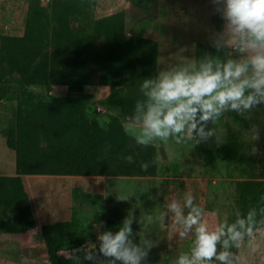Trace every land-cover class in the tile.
I'll use <instances>...</instances> for the list:
<instances>
[{
    "label": "rangeland",
    "instance_id": "1",
    "mask_svg": "<svg viewBox=\"0 0 264 264\" xmlns=\"http://www.w3.org/2000/svg\"><path fill=\"white\" fill-rule=\"evenodd\" d=\"M139 1L140 6L132 0H97L93 10L95 18L118 14L117 28L126 37L127 82L133 80L135 85L155 76L160 68L198 61V51L211 45V34L220 31L224 23L211 0ZM27 2L0 0V34H23ZM40 2L46 7L50 0ZM104 75L102 68L92 75L91 84L105 86L108 91L109 86L102 84ZM67 92V86L56 85L50 93ZM84 98L101 124L110 115H117L127 127L129 116L111 105L108 95L84 92ZM15 105L11 99L0 102V130L10 126ZM252 124L259 126L257 140L246 132ZM209 127L216 129L215 138L200 144L191 140L177 144L170 138L167 143L155 141L145 147L136 144L129 134L142 162L150 164L144 176L7 175L0 181V264H50L40 227L68 216L69 207L64 208L63 203L74 186L100 193L105 201L109 196H128L122 201L138 210V236H147L154 244L143 264H175L181 253L189 251L194 236L190 233L181 238L171 214L163 223L159 220L171 199L182 200L190 192L194 202L204 209L210 226L223 222L225 217L231 223L236 182L264 180V105L245 116L227 112ZM229 142L238 143L239 152L234 159L221 160L216 150ZM101 216L99 223L91 225L94 235L84 246L96 243L97 235L103 232L106 207ZM257 227L256 253L247 247V241L240 249H232L241 264H264V226ZM82 264L92 262L82 259Z\"/></svg>",
    "mask_w": 264,
    "mask_h": 264
},
{
    "label": "trees",
    "instance_id": "2",
    "mask_svg": "<svg viewBox=\"0 0 264 264\" xmlns=\"http://www.w3.org/2000/svg\"><path fill=\"white\" fill-rule=\"evenodd\" d=\"M132 2L140 6L139 0ZM96 5L97 0H50L45 7L40 0H28L23 34H0V102L11 99L16 103L10 126L0 134L15 152L17 175L146 174L119 116L110 115L101 124L84 98L92 75L102 68V84L109 86L108 100L121 113L130 116L141 98L140 85H124L126 37L117 28L118 14L95 18ZM206 53L217 54L211 45L204 46L198 59ZM56 85L67 86L68 92L51 94ZM216 152L221 160L234 159L239 145L229 142ZM127 155L133 157V163L121 158ZM262 195L264 180L237 181L232 222L237 210L246 214L252 206L259 208ZM71 198L70 219L40 227L50 264H73L66 258L69 251L90 241L94 235L91 225L102 219L100 193L74 186ZM105 204L103 231L115 232L126 217L132 218L138 240L136 206L113 196Z\"/></svg>",
    "mask_w": 264,
    "mask_h": 264
},
{
    "label": "clouds",
    "instance_id": "3",
    "mask_svg": "<svg viewBox=\"0 0 264 264\" xmlns=\"http://www.w3.org/2000/svg\"><path fill=\"white\" fill-rule=\"evenodd\" d=\"M211 2L224 22L221 30L210 36L217 54L206 53L193 63L172 64L142 79L141 98L136 100L125 129L136 144L146 147L155 141L167 143L170 138L177 144L207 142L216 136V129L209 124L214 125L225 113L245 116L264 105V0ZM246 132L254 140L259 138L256 124ZM121 158L134 162L131 155ZM149 166L148 162L140 164L143 171ZM260 202L259 208L252 206L246 214L237 210L234 222L225 217L210 226L190 192L182 200L171 199L159 220L163 223L171 214L181 238L190 233L194 236L189 251L181 253L175 264H241L232 249H240L247 241L252 253L258 251L255 239L257 226L264 225V195ZM134 220L126 217L115 232H100L96 243L72 249L66 258L73 264H82V259L92 264H143L154 244L147 236L136 239L131 227Z\"/></svg>",
    "mask_w": 264,
    "mask_h": 264
},
{
    "label": "crops",
    "instance_id": "4",
    "mask_svg": "<svg viewBox=\"0 0 264 264\" xmlns=\"http://www.w3.org/2000/svg\"><path fill=\"white\" fill-rule=\"evenodd\" d=\"M126 63H127V57L125 55V59H124V83H125V85H127V84L128 85H130V84L135 85V82L133 80H131V83L127 82ZM94 85L95 84L87 85L84 91L87 93L97 92L98 94L101 92V93H105L106 95H108L109 89L107 91V88L105 89V86L103 87L100 84H98L99 86L95 87ZM124 127H125V125H124ZM125 129H126V127H125ZM7 175L8 176L9 175L10 176L11 175H17L15 172V152H14V150L7 147L4 137H2L0 135V181L3 182V179L6 178ZM68 192H69V194L66 195V198L64 199L65 201L63 203L64 208H66V206L69 207L68 208V216L65 217L64 219H60V220H56V221L53 220L51 223L70 219V217H71V206L73 204V201L71 198V188L68 190ZM105 207H106V204H105V201L103 200L101 212L104 211Z\"/></svg>",
    "mask_w": 264,
    "mask_h": 264
}]
</instances>
